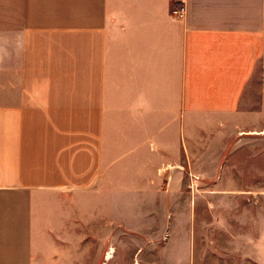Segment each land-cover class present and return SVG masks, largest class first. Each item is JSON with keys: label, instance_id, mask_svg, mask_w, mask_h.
Here are the masks:
<instances>
[{"label": "crops", "instance_id": "0c3cea01", "mask_svg": "<svg viewBox=\"0 0 264 264\" xmlns=\"http://www.w3.org/2000/svg\"><path fill=\"white\" fill-rule=\"evenodd\" d=\"M260 181L264 0H0V264H264Z\"/></svg>", "mask_w": 264, "mask_h": 264}, {"label": "rangeland", "instance_id": "374dc122", "mask_svg": "<svg viewBox=\"0 0 264 264\" xmlns=\"http://www.w3.org/2000/svg\"><path fill=\"white\" fill-rule=\"evenodd\" d=\"M259 185L264 187V182L260 181ZM243 205L242 216L245 221L249 219L250 212L249 207ZM203 218L208 221L206 214ZM231 225L229 233L206 227L199 230L198 243L195 246L196 264H251L250 256L254 252V247L249 243L251 229L249 226L239 228ZM206 238L213 244H207Z\"/></svg>", "mask_w": 264, "mask_h": 264}, {"label": "built area", "instance_id": "2783aa9c", "mask_svg": "<svg viewBox=\"0 0 264 264\" xmlns=\"http://www.w3.org/2000/svg\"><path fill=\"white\" fill-rule=\"evenodd\" d=\"M171 14L174 17H182L184 15V6L182 3L179 6H174L172 8Z\"/></svg>", "mask_w": 264, "mask_h": 264}]
</instances>
